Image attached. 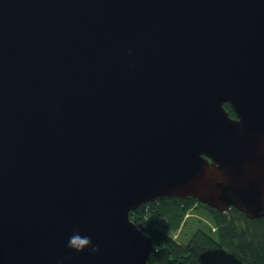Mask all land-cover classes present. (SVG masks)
Listing matches in <instances>:
<instances>
[{
	"label": "water",
	"instance_id": "water-1",
	"mask_svg": "<svg viewBox=\"0 0 264 264\" xmlns=\"http://www.w3.org/2000/svg\"><path fill=\"white\" fill-rule=\"evenodd\" d=\"M175 196L264 215V0H0V264H151Z\"/></svg>",
	"mask_w": 264,
	"mask_h": 264
},
{
	"label": "trees",
	"instance_id": "trees-1",
	"mask_svg": "<svg viewBox=\"0 0 264 264\" xmlns=\"http://www.w3.org/2000/svg\"><path fill=\"white\" fill-rule=\"evenodd\" d=\"M225 107L234 115L231 104ZM201 207L208 211V218H202L207 227H198L182 243L174 233L192 209ZM130 215L153 238L151 264H214L222 254L232 264H264V215L251 218L236 207L221 211L195 198L177 196L148 201Z\"/></svg>",
	"mask_w": 264,
	"mask_h": 264
},
{
	"label": "rangeland",
	"instance_id": "rangeland-1",
	"mask_svg": "<svg viewBox=\"0 0 264 264\" xmlns=\"http://www.w3.org/2000/svg\"><path fill=\"white\" fill-rule=\"evenodd\" d=\"M201 209L203 210V214L201 212L202 210L200 209H192L190 213L185 217L181 229L178 231L177 234L174 233V236H178L179 241H181L182 243L187 242L198 227H207V222L203 219L208 218V211L203 207H201ZM214 264H232V262L227 259L225 255L222 254L218 256Z\"/></svg>",
	"mask_w": 264,
	"mask_h": 264
},
{
	"label": "clouds",
	"instance_id": "clouds-1",
	"mask_svg": "<svg viewBox=\"0 0 264 264\" xmlns=\"http://www.w3.org/2000/svg\"><path fill=\"white\" fill-rule=\"evenodd\" d=\"M68 247L77 251H83L86 247H90L91 251H98V246L93 245L91 237L81 236L78 232L70 237Z\"/></svg>",
	"mask_w": 264,
	"mask_h": 264
},
{
	"label": "flooded vegetation",
	"instance_id": "flooded-vegetation-1",
	"mask_svg": "<svg viewBox=\"0 0 264 264\" xmlns=\"http://www.w3.org/2000/svg\"><path fill=\"white\" fill-rule=\"evenodd\" d=\"M232 114V113H231ZM233 115V114H232Z\"/></svg>",
	"mask_w": 264,
	"mask_h": 264
}]
</instances>
